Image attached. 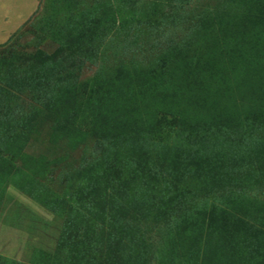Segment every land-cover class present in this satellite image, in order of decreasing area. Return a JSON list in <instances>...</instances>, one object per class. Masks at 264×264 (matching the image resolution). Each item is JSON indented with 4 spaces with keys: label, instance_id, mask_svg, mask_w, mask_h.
<instances>
[{
    "label": "rangeland",
    "instance_id": "1",
    "mask_svg": "<svg viewBox=\"0 0 264 264\" xmlns=\"http://www.w3.org/2000/svg\"><path fill=\"white\" fill-rule=\"evenodd\" d=\"M97 7L112 27L89 60L62 41ZM12 67L25 115L0 100V264H74L82 199L92 243L121 180L148 186L149 264H264V0H0V85Z\"/></svg>",
    "mask_w": 264,
    "mask_h": 264
},
{
    "label": "trees",
    "instance_id": "2",
    "mask_svg": "<svg viewBox=\"0 0 264 264\" xmlns=\"http://www.w3.org/2000/svg\"><path fill=\"white\" fill-rule=\"evenodd\" d=\"M72 12L78 13L80 10L78 7H75V9H72ZM102 13L105 15L111 14V8L102 10L100 7H97L92 11L91 16H82L83 18L78 22L79 33L77 36L66 38L65 41H62V44L82 58L89 60L93 59V57L96 58L93 55H88V53L95 51L97 44L103 41V31H109L112 27L107 28L106 22L102 21L104 18ZM167 19L169 18L161 17L155 21V24H161L162 26L163 22ZM171 44L172 42L169 45ZM15 70L12 67V70L7 73L4 83L0 85V100L2 105L7 104V107H2L3 109L9 107L11 115H17L16 117L20 118L25 115V112L23 108L20 110L13 100L18 99L14 93L20 94L23 90L22 86L18 84ZM65 76L62 71L57 72L54 68H50L46 73L45 79L47 81L57 77V81H64L66 79ZM28 87L31 90L34 89L30 85ZM36 91L38 90L36 89ZM108 141L104 139L100 141L102 149L105 150L106 146L111 148L112 145H115L113 142ZM112 187L114 188H111L112 193L110 196H106L105 203L98 214V216L102 217H106L109 214V221L106 223L104 218H100L103 230L101 233H96V240H93L92 243L88 242V238L81 234L85 227L83 225L84 220L81 219L80 223H75V220H79L77 218L80 216L79 214L86 211L85 202L87 203V197H83L84 199H82V203L78 207L79 214L73 216L72 224L68 225L69 236L64 239L61 247L69 249L74 264H92L93 259L97 261L104 257L106 264H149L148 260L143 259L142 255L146 254V252L143 253L144 246L142 245L146 243L145 234H139L138 232V229L141 227L140 221L144 219L141 204H145V200L141 201L142 199L135 197L136 194L140 195L141 192H147L148 186L144 183L138 184L134 180L129 182L121 180L120 183H114ZM86 193L83 194L86 195ZM137 201H141V204L136 206ZM86 206L88 207L89 205L86 204ZM85 214L87 215V212ZM85 214L81 215L85 216ZM156 223L158 224L159 221H156ZM159 229H172L171 223L167 220L165 225L160 226ZM134 253L137 255H134Z\"/></svg>",
    "mask_w": 264,
    "mask_h": 264
}]
</instances>
